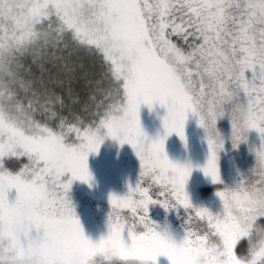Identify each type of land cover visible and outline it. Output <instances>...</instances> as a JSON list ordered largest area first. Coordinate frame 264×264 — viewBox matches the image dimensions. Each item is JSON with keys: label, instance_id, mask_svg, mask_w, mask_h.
I'll use <instances>...</instances> for the list:
<instances>
[{"label": "snow or ice", "instance_id": "obj_1", "mask_svg": "<svg viewBox=\"0 0 264 264\" xmlns=\"http://www.w3.org/2000/svg\"><path fill=\"white\" fill-rule=\"evenodd\" d=\"M155 105L165 135L151 141L140 109ZM189 114L209 148L198 170L222 185L217 122L229 120L234 149L250 131L264 142V0H0V264H189L217 238L213 264H264V247L249 252L264 245V201L253 199L264 196V146L247 177L217 189L220 213L194 207L192 165L165 154L172 134L185 141ZM108 138L133 149L140 178L109 196L108 234L93 243L70 191L91 186L88 157ZM150 205L184 209L179 240Z\"/></svg>", "mask_w": 264, "mask_h": 264}, {"label": "rangeland", "instance_id": "obj_2", "mask_svg": "<svg viewBox=\"0 0 264 264\" xmlns=\"http://www.w3.org/2000/svg\"><path fill=\"white\" fill-rule=\"evenodd\" d=\"M89 70L92 73H98V66H89ZM75 92L81 95L83 99H80L82 103L88 94V89L83 80L78 81L73 85ZM66 102L67 97H65ZM79 105H76L77 107ZM166 115V109L161 108L159 105H155L150 111L147 107L142 106L140 109V125L143 132L151 140L163 137L165 135L162 126V121ZM225 126L219 128L218 125L222 120L217 122V130L224 140V148L218 154V167L220 172V177L222 185H227L228 187H234L238 181L233 180V176L236 174L246 173L245 168L240 169L239 164L241 163L240 152L236 149V155L233 154V146L231 143V124L227 118ZM113 144L116 146L114 148ZM120 150V151H117ZM248 153V152H247ZM165 154L168 159L179 166H184L191 164L193 167L192 174L186 184V192L188 193L190 200H195L192 202L194 207H205L208 208L213 214L220 213L222 211V204L218 197L215 195L217 189L222 185L212 184L210 178L205 177L202 171L198 170L203 168L209 158V148L206 138L205 130L198 126L197 119L195 116L189 114L186 124H185V141H181L179 137L175 134L169 136L165 141ZM250 154V153H248ZM253 155V154H252ZM251 155V157H252ZM246 156L245 160L251 158ZM249 158V159H248ZM244 160V163H245ZM26 162V161H25ZM99 163H104L107 166H114V169L122 168L128 177L132 180L137 181L140 178V161L135 155L133 149L125 144L121 146L117 141L111 138L105 139L102 143L98 154H92V157L88 159V168L93 180L91 181V186L89 184L81 183L79 181H74L71 186V190L79 191L81 189H89L96 198L109 200L110 195H117L112 192V188L106 183V181L97 171V165ZM19 165H17L18 167ZM129 170L126 172L125 170ZM236 169V173H231ZM229 173V174H228ZM16 198L15 190L8 193L9 202H14ZM155 198V197H154ZM86 200V199H85ZM150 212L149 217L152 222L161 230L166 224H170L175 230L177 239L179 240L183 236V231L177 228V224L174 219L182 220L185 216L183 208L172 209L165 212L159 205L149 206ZM81 226L83 228L85 237L91 240L93 243L98 242L101 238H106L108 234V225H104L99 229H90V224H86L85 217L76 214ZM92 223V222H91ZM93 224V223H92ZM157 264H170L166 257H158Z\"/></svg>", "mask_w": 264, "mask_h": 264}, {"label": "trees", "instance_id": "obj_3", "mask_svg": "<svg viewBox=\"0 0 264 264\" xmlns=\"http://www.w3.org/2000/svg\"><path fill=\"white\" fill-rule=\"evenodd\" d=\"M79 95V94H78ZM80 99H83L80 97ZM83 103V102H82ZM77 109L79 106L76 107ZM226 119H222L220 124L218 125L219 128L225 126ZM114 148L116 147L113 144ZM264 146V142L261 141L260 136L255 131H250L248 133L247 142L240 143L236 148L241 157V163L239 164L240 169L246 170V173L236 174L233 176L234 181H240L242 177H247L252 169L255 168L256 165V156L255 151L260 150ZM236 149L233 148V154L236 155ZM120 151V150H117ZM250 154H248V153ZM253 154V155H252ZM252 157L248 160H245L246 156ZM92 157V154L89 155L88 159ZM245 160V163H244ZM25 162V161H24ZM97 165V171L101 175V177L106 181V183L112 188V192L116 193L117 195H121L122 197L126 196L129 190V187L133 189L136 187L138 182L132 180V178L128 177L125 172L119 169H114V166H107L104 163H99ZM129 172V170H125ZM236 173V169L231 173ZM229 174V173H228ZM70 199L71 203L74 207L75 213L85 217L86 224H90V229H99L102 226L108 225V216L111 211V206L109 200L99 199L96 198L95 194H93L89 189H81L79 191H70ZM86 199V200H85ZM191 202L195 203V200H191ZM150 211L148 210V213ZM175 223L177 224V228H180L182 220L174 219ZM93 224H92V223Z\"/></svg>", "mask_w": 264, "mask_h": 264}, {"label": "clouds", "instance_id": "obj_4", "mask_svg": "<svg viewBox=\"0 0 264 264\" xmlns=\"http://www.w3.org/2000/svg\"><path fill=\"white\" fill-rule=\"evenodd\" d=\"M253 199L264 201V196L258 197L254 195ZM160 232L172 240H177L176 230L170 224H166ZM261 247H264V245H259L256 241L250 242V255L255 256L257 252H260ZM222 250V245L218 238L217 240H210L207 244L206 250L193 251L189 254V264H213V257L219 258Z\"/></svg>", "mask_w": 264, "mask_h": 264}]
</instances>
